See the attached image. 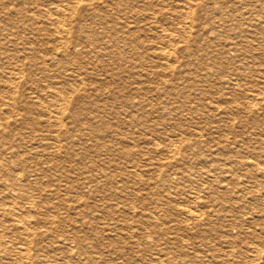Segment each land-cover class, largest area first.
<instances>
[{"label":"bare ground","instance_id":"bare-ground-1","mask_svg":"<svg viewBox=\"0 0 264 264\" xmlns=\"http://www.w3.org/2000/svg\"><path fill=\"white\" fill-rule=\"evenodd\" d=\"M0 264H264V0H0Z\"/></svg>","mask_w":264,"mask_h":264},{"label":"rangeland","instance_id":"rangeland-1","mask_svg":"<svg viewBox=\"0 0 264 264\" xmlns=\"http://www.w3.org/2000/svg\"><path fill=\"white\" fill-rule=\"evenodd\" d=\"M232 173H230L229 175L230 176H232V175H234V174H232ZM228 175V176H229ZM223 177V176H222ZM241 178V177H240ZM232 182H235V183H232ZM243 182H245V183H243ZM248 182V183H247ZM230 183H231V185H245V187H247V186H249V180H246L245 178H241V180H240V182H239V184H236L237 183V181H235V179L234 180H231L230 181ZM247 183V184H246ZM187 238L189 237V236H186ZM186 239V238H185ZM191 241H198V240H194V239H192ZM205 241H207V240H205ZM179 245V247L178 248H181V246L183 245V242L182 243H180V244H178Z\"/></svg>","mask_w":264,"mask_h":264}]
</instances>
